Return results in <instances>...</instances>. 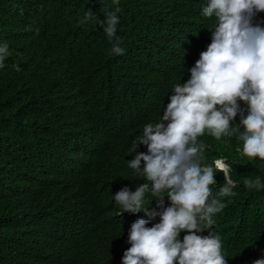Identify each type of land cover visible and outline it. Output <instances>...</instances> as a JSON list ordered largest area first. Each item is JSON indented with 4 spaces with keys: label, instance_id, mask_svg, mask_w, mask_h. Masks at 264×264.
I'll list each match as a JSON object with an SVG mask.
<instances>
[{
    "label": "clouds",
    "instance_id": "obj_1",
    "mask_svg": "<svg viewBox=\"0 0 264 264\" xmlns=\"http://www.w3.org/2000/svg\"><path fill=\"white\" fill-rule=\"evenodd\" d=\"M24 1L32 25L36 10L31 9L30 0ZM83 1L74 2L70 13L57 18L58 24L32 25L35 31L27 28L28 20L20 10L12 14L15 26L0 25V113L10 87L22 107L38 96L36 90L18 85L34 76L45 104L33 107L54 127L47 134L49 127L32 122L16 141L0 140V194L8 209L13 204L29 206L34 197L62 199L71 178L85 169L87 156L98 149L97 141L112 125L122 126L132 114L134 99L158 95L166 63L183 56L214 17L211 43L188 69L190 78L174 86L160 121L146 124L131 148L135 152L138 145H146L147 153L138 152L129 167L142 171L150 183H142L134 192L123 187L113 199L124 212L160 217L152 227H146L149 221L145 219L131 224L127 241L131 246L124 252L122 264H226L221 238L210 231L207 236L197 233L208 230L214 223L212 216L224 207L210 188L217 182L215 174L223 173L226 181L219 190L221 196L235 195L232 188L236 184L225 158L219 157L211 165L203 162L205 149L197 138L205 130L217 140L236 134L239 127L230 130V122L240 113L242 155L264 161V27L252 22L257 13L264 12V0H103L111 5L101 7L106 19L94 22L113 42L109 55L120 58L125 80L118 83L121 87H113L97 72L96 81L86 91L74 82L75 71H59L61 61L63 69L73 67L70 50L62 48L61 34H73L86 42L87 22L82 21L92 23L93 9L100 10L98 5H89L88 10ZM0 12V23L7 21ZM55 47L67 58L50 50ZM38 56L44 58L45 68L32 66ZM25 70L30 72L23 75ZM238 101L247 105L246 116ZM89 123L103 126L104 132L88 128ZM30 130L36 135L28 138L25 133ZM45 138L54 146L51 166L37 150V141ZM13 164L21 166L16 176L10 175ZM244 185L250 190L264 189L259 177L245 179ZM149 191L161 208L162 193L167 192L170 206L161 212L144 209ZM35 219L33 231L39 232V219ZM181 231L187 233L182 241L178 239ZM253 264H264V259Z\"/></svg>",
    "mask_w": 264,
    "mask_h": 264
},
{
    "label": "trees",
    "instance_id": "obj_2",
    "mask_svg": "<svg viewBox=\"0 0 264 264\" xmlns=\"http://www.w3.org/2000/svg\"><path fill=\"white\" fill-rule=\"evenodd\" d=\"M30 1L31 9L36 10L32 25L40 26L55 22L58 24L60 19L57 18L70 13L72 4L78 0ZM83 2L87 8L89 5H98L100 10L93 9L92 23L82 21L87 22L86 42L73 34H61L65 43L62 48L68 52L70 50L72 55L69 57V63L73 67L63 69L61 61L59 71H75L74 82L85 91L96 81L97 72L102 73L103 79L109 80L113 87H121L118 83L125 80V75L121 72L122 62L117 55H109L113 42L106 36L102 26L94 22L105 20V9L101 7L111 5L103 0ZM0 10L3 11L2 17L8 19L0 23L2 28L15 26L11 21L14 18L12 14L18 10L23 12L25 20L30 16L24 0H0ZM213 19L204 27L201 35L195 36L183 56L166 63L167 66L162 70L161 91L158 95L134 99L132 114L125 119L122 126L112 125L97 141L98 149L87 156L85 169L78 176L71 178L62 199L54 197L46 200L41 196L34 197L29 206L13 204L10 210L6 199L0 194L1 264H122L123 254L131 246L127 242L131 224L137 219L148 220L146 227L160 222L159 215L149 218L143 212H124L113 197L123 187L134 192L142 183H150L142 171L129 167V161L138 152L147 153L146 145H138L135 152H131V148L138 143L146 124L160 121L174 86L183 84L190 78L188 69L194 66L200 53L211 43V30L216 24L214 17ZM29 20L26 22L27 28L35 31L37 28L33 27ZM252 22L264 27V12L257 13ZM9 37L13 38V35L9 33ZM122 42L120 39V45ZM50 50L62 56L60 47ZM51 51L49 56L52 58ZM32 66L37 69L45 68L44 58L38 56ZM28 72L30 71L25 70L23 75ZM114 77L117 78L116 82ZM33 79L34 76L29 81L24 80L18 84L22 89L38 92V96L32 98L29 105L22 107L16 100L14 88L6 90L4 111L0 113V140L7 138L9 141H16L15 138L32 122L49 127L47 134L50 128L54 129L48 117L38 115L33 107L36 104L43 108L45 104L44 96L38 91ZM13 83L17 84L15 81ZM238 103L246 116L247 105L242 101ZM240 118L238 113L230 122V130L239 127V132L243 131L242 126H239ZM164 123L166 125L168 121ZM88 128H97L104 132V127L96 123H89ZM239 132L231 136L223 135L217 140L205 130L204 134L197 138L198 143L204 145L203 162L211 165L215 159L225 158L231 168L230 178L236 184V187L232 188L235 195L221 196L219 190L226 181L223 173L215 174L217 182L210 185V188L215 199L223 203L224 207L212 216V226L197 235L207 236L209 231L218 235L221 238V253L226 259V264H253L257 259H264V189L250 190L244 185V180H255L259 177L264 184V161L258 157L249 158L242 155L243 142L239 139ZM34 135L36 134L32 130L25 133L28 138ZM36 137L40 139V136ZM37 150L48 165L54 164L55 152L51 139L38 140ZM1 153L0 149V156ZM143 166L144 162L141 161V169ZM19 167V164H13L10 175H18L21 172ZM162 195L165 196L163 208H166L170 206V201L167 192ZM155 199L150 191L145 193L144 209L163 211V208L157 206ZM34 217L39 219V232L33 231L36 225ZM199 224L204 227L205 222L201 220ZM186 234V231H181L178 239L182 241Z\"/></svg>",
    "mask_w": 264,
    "mask_h": 264
}]
</instances>
